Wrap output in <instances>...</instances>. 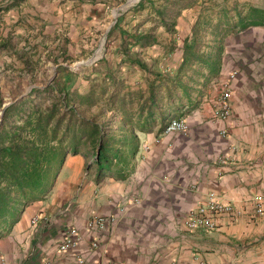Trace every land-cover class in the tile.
Wrapping results in <instances>:
<instances>
[{
	"label": "crops",
	"instance_id": "crops-1",
	"mask_svg": "<svg viewBox=\"0 0 264 264\" xmlns=\"http://www.w3.org/2000/svg\"><path fill=\"white\" fill-rule=\"evenodd\" d=\"M24 3L0 0V52L9 50L2 56L7 61L11 51L23 57ZM180 5L172 32L158 26L166 32L153 33L155 18L134 20V29L156 43L136 44L137 32L118 34L117 62L139 72L129 80L125 73L116 75L117 97L112 114L106 115L105 133L112 137L108 175L98 180L96 164L86 169L91 153L68 154L49 193L24 207L11 227L0 229V264H79V257L89 264H264V221L244 204L264 195V26L229 32L203 27L199 53L206 62H184V44L194 42L192 28L201 10L245 11L264 7V0H180ZM193 6L199 7L188 23L183 11ZM174 28L182 31L180 42L167 54L166 69L155 71L145 57L158 53L159 36L162 40ZM226 80L232 89L231 113L222 123L213 109ZM9 89L14 92L15 85L2 81L0 115ZM174 118L185 119L187 132L163 133ZM223 127L226 137L219 133ZM210 196L243 211L236 221L218 216L212 230L187 229L189 211ZM97 216L115 221L88 229V221ZM71 226L81 241L61 251Z\"/></svg>",
	"mask_w": 264,
	"mask_h": 264
},
{
	"label": "rangeland",
	"instance_id": "rangeland-1",
	"mask_svg": "<svg viewBox=\"0 0 264 264\" xmlns=\"http://www.w3.org/2000/svg\"><path fill=\"white\" fill-rule=\"evenodd\" d=\"M139 1L25 0V12L19 25L25 31L24 49L19 50L23 57L17 58L11 51L8 62L2 56L9 50L0 52V85L2 81L15 85L14 92L8 90V101L12 102L32 88H42L52 81L59 86L64 84L67 90L81 95L92 92L96 103L92 106L80 105L78 109L86 117L97 118L107 130L109 122L106 115L112 114L109 111L117 97L114 91L118 86L116 75L118 72L125 73L129 80L130 76L139 72L117 62L121 57L118 34L121 31L137 32L134 20L155 18L157 22L153 6L158 7L164 0H144L142 8L137 6ZM198 7L183 11L188 23L196 15ZM156 27H152L153 33L166 32L164 28L162 32ZM144 29L142 27L141 31ZM180 33L182 31L176 28L175 32L166 33L168 36L164 35L162 40L159 36L161 43L155 48L159 52L145 57L154 70L166 69L167 54L176 51L182 36ZM14 41L11 43L18 44ZM126 49H129L128 42ZM72 101L70 98V103Z\"/></svg>",
	"mask_w": 264,
	"mask_h": 264
},
{
	"label": "trees",
	"instance_id": "trees-1",
	"mask_svg": "<svg viewBox=\"0 0 264 264\" xmlns=\"http://www.w3.org/2000/svg\"><path fill=\"white\" fill-rule=\"evenodd\" d=\"M144 2L140 0L138 8H142ZM178 2L180 0H164L158 7L153 6L157 26L172 32L182 7H176ZM201 11L192 28L194 42L184 44V62L195 59L206 62L199 53L203 27L229 32L248 26H264V7L249 6L245 11L235 8L232 13L231 10ZM213 17H216V23L212 25ZM129 33L121 31L123 35ZM144 34L137 32L136 44L142 41L156 43L155 38L149 35L145 38ZM1 46L5 47L6 43ZM134 64L144 67L139 60ZM96 101L92 92L81 95L52 81L42 88H32L3 108L0 115V229L11 227L24 207L49 193L68 154L91 153L86 169L96 164V179L108 175L110 170L105 166L112 160V154H109L112 137L105 133V125L97 118L86 117L78 109L80 105L92 106Z\"/></svg>",
	"mask_w": 264,
	"mask_h": 264
},
{
	"label": "built area",
	"instance_id": "built-area-1",
	"mask_svg": "<svg viewBox=\"0 0 264 264\" xmlns=\"http://www.w3.org/2000/svg\"><path fill=\"white\" fill-rule=\"evenodd\" d=\"M232 94V89L230 87L229 80L223 81L221 83L220 94L215 103L213 109V116L220 122H225L231 113L230 98ZM188 130V125L183 118L171 119L168 124L164 127L163 133L180 132L185 133ZM220 135L226 137L227 130L223 127L220 130ZM134 202H139L135 199ZM244 204L248 207L250 212L257 218L264 221V195H254L246 199ZM243 211L242 208H236L231 202H223L219 199L210 196L206 203H203L194 209L190 210L184 219V225L189 230H212L216 227V218L218 216L227 215L233 221L237 219L238 214ZM37 219L34 221L36 222ZM115 217L113 216H97L90 219L87 223V228L92 227L102 228L106 223H114ZM81 234L75 226H71L68 229L65 237L63 238L61 244L59 245V250L69 251L75 248L81 241ZM92 248L97 246L96 240H93L90 244ZM79 264H89L85 259L79 257ZM94 264H101L99 262H94ZM108 264H113L108 262ZM198 264H205L199 261Z\"/></svg>",
	"mask_w": 264,
	"mask_h": 264
},
{
	"label": "water",
	"instance_id": "water-1",
	"mask_svg": "<svg viewBox=\"0 0 264 264\" xmlns=\"http://www.w3.org/2000/svg\"><path fill=\"white\" fill-rule=\"evenodd\" d=\"M10 102H11V101H8V102L6 103V105H8ZM6 105H5V106H6Z\"/></svg>",
	"mask_w": 264,
	"mask_h": 264
}]
</instances>
